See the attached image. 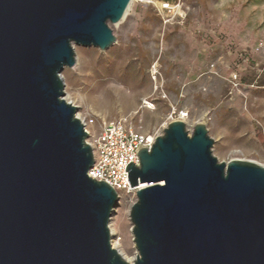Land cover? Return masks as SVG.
<instances>
[{"label":"water","instance_id":"water-1","mask_svg":"<svg viewBox=\"0 0 264 264\" xmlns=\"http://www.w3.org/2000/svg\"><path fill=\"white\" fill-rule=\"evenodd\" d=\"M131 0H0V264H129L111 245L117 193L87 173L65 99L74 47L107 51ZM204 122L166 125L128 183L132 264H264V167L218 162Z\"/></svg>","mask_w":264,"mask_h":264},{"label":"rangeland","instance_id":"rangeland-1","mask_svg":"<svg viewBox=\"0 0 264 264\" xmlns=\"http://www.w3.org/2000/svg\"><path fill=\"white\" fill-rule=\"evenodd\" d=\"M110 29L113 46L74 47L76 65L62 72L65 99L78 118L94 119L91 131L129 116L136 131L156 136L174 111L189 134L204 119L218 162L264 167V0H132ZM118 198L109 228L129 262L136 198Z\"/></svg>","mask_w":264,"mask_h":264},{"label":"built area","instance_id":"built-area-1","mask_svg":"<svg viewBox=\"0 0 264 264\" xmlns=\"http://www.w3.org/2000/svg\"><path fill=\"white\" fill-rule=\"evenodd\" d=\"M141 108L151 110L153 105L144 101ZM174 114L173 111L168 122L173 121ZM79 120L88 135L87 143L93 155V165L87 173L88 177L97 182H104L117 193L118 197L122 193L134 192L127 181L126 167L130 163L138 167L139 158L136 152L142 148L150 149L158 135L139 133L133 127L129 116H123L114 121L102 120L95 132L89 129L94 119L79 118Z\"/></svg>","mask_w":264,"mask_h":264},{"label":"bare ground","instance_id":"bare-ground-1","mask_svg":"<svg viewBox=\"0 0 264 264\" xmlns=\"http://www.w3.org/2000/svg\"><path fill=\"white\" fill-rule=\"evenodd\" d=\"M131 2H132V0H131ZM130 5H131V3H130ZM153 110H154V108H153ZM77 117V116H76ZM78 118V117H77ZM204 121V119H201V121H199V122H203ZM111 236L113 237V231H112V229H111ZM111 245H112V247H114V242H112V238H111ZM134 258H135V256H134ZM134 258L131 260V261H127L129 264H132V262H133V260H134Z\"/></svg>","mask_w":264,"mask_h":264}]
</instances>
